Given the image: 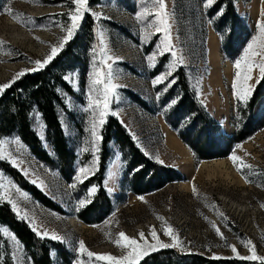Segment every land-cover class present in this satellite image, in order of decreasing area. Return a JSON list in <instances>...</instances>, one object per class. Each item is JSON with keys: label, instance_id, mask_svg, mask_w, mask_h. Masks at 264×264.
Instances as JSON below:
<instances>
[{"label": "rangeland", "instance_id": "obj_1", "mask_svg": "<svg viewBox=\"0 0 264 264\" xmlns=\"http://www.w3.org/2000/svg\"><path fill=\"white\" fill-rule=\"evenodd\" d=\"M217 1L164 0L178 66L168 80L153 86L152 81L173 66L170 53L158 55L155 67H149L146 59L147 55L156 52L163 41V33L151 35L158 23L156 0H98L97 4L89 0L90 12L85 14L73 35V38L80 35V56L86 62V70L82 73L79 68L65 76L73 95H62L65 110L59 116L65 137L76 157L65 168L67 179L57 171L52 148L45 139L44 127L37 120L34 127L43 148L52 158L51 165L38 161L18 139H0V153L6 157L0 160V164L5 162L18 171L60 210L48 209L35 200L0 165V194H6L17 208L14 210L8 199L0 200V204H7L32 230L36 227L49 233L48 237L42 238L33 230L39 238L56 244V248L50 250L53 264H77V261L80 264H107L106 261H97L95 257L89 260L85 254H78L79 242L83 241L93 253L119 258L127 252L115 243L120 232L138 242H141L139 233L143 232L149 243H155L150 235L154 229L162 243L171 244V237L164 235L163 231L168 226L180 241L176 247L169 248L180 254L237 258L228 247L234 246L239 256H249L251 252L247 242L251 241L256 254L264 257V128L257 129L247 140L234 144L225 158L202 160L194 156L158 112L160 104L166 106L167 110L173 105L172 101L178 95L173 88L174 74L181 67L189 88L195 92L207 113L218 121L224 134L229 137L234 135L237 111L244 113L261 79L258 68H253L252 78L247 81L252 89L250 97L246 103L238 102L232 92L236 71L234 63L243 55L251 38L257 35L256 25L262 19L260 13L264 9V0H232L233 9L241 20L237 32L240 33L242 26L248 29V34L240 37L241 46L233 55V60L226 58L221 51L219 37L209 21L219 17V13L212 11ZM6 7H10L13 13L23 15L13 19L4 12ZM74 7L71 0H0V84L11 81L21 70H27L25 74L37 72L32 71L36 67L34 61H43L51 47L57 46L66 35L61 25L70 23L66 14ZM92 12L99 13L101 18L95 19ZM208 13L212 19H209ZM140 14L142 16L138 20ZM88 25L92 27L90 37L84 32ZM97 30L102 34L103 45ZM18 34L26 38L24 45L15 43ZM142 36L147 38L142 39ZM93 46L96 48L98 66L104 56L101 47L108 56L113 57L106 63L111 64L112 82L119 85L109 100V112L115 115L109 114L105 122L108 117H115L139 150L159 165L172 167L179 174V181L168 183L146 195L130 192L124 184L126 165L117 147L109 143L105 151L102 150L105 123L97 129L102 139L96 143L98 151L93 155L92 137L88 131L93 114L84 111L90 91ZM179 60L183 62L179 63ZM172 80L174 83L165 91L168 81ZM98 87L102 91V86ZM96 94L93 92V95ZM252 116L256 121H263L264 96L257 102ZM85 148L88 151H83ZM233 154L252 168L237 171V166L229 159ZM106 156L103 188L111 208L101 221L88 225L76 217L75 211L82 207L80 200H85L87 204L95 195L96 192L88 196L87 192L89 187L95 185L85 184L90 178H96L100 161ZM11 160H16L17 165L14 166ZM215 161H224L229 177L223 170L211 177L208 170L201 171V163ZM88 166L92 168L88 179L71 188L70 184L76 183L74 177L79 168ZM22 169H26L27 174ZM34 180L37 183H33ZM97 218L95 215L91 217L92 220ZM212 225L219 228L223 239L216 234ZM52 234L63 240L52 239ZM0 237L2 252L8 251L11 264H34L21 242L7 227L0 226ZM162 249L165 248L158 247L155 251Z\"/></svg>", "mask_w": 264, "mask_h": 264}, {"label": "trees", "instance_id": "obj_2", "mask_svg": "<svg viewBox=\"0 0 264 264\" xmlns=\"http://www.w3.org/2000/svg\"><path fill=\"white\" fill-rule=\"evenodd\" d=\"M91 2L97 4L98 0ZM212 11L219 13L217 20L209 21L219 37L221 51L226 58L233 60V55L241 46L240 37L244 33L247 35L248 29L242 26L240 33L237 32V25L241 20L233 9L232 0H218L213 5ZM208 17L212 19L209 13ZM91 30L92 27L85 26V35L90 37ZM78 35H75L46 67L20 77L0 95V139L10 137L18 139L38 161L51 165L52 158L43 148L34 127L37 120L44 127L45 139L52 148L54 161L57 163L56 169L64 179H67L65 168L76 159L59 118L60 112L65 110L62 95H73V90L65 80V76L79 68L82 73L86 70V62L80 56L82 46ZM174 77L173 88L178 91L174 99L175 103L168 110L166 106L160 104L158 112L196 158L202 160L225 158L234 144L247 140L257 129L264 128V119L260 122L252 116L254 107L264 96V77H261L255 86L244 113L237 111L236 129L232 137L224 134L218 121L207 113L195 92L189 88L181 67L177 68ZM102 133V150L105 151L107 145L113 143L122 156L126 165L124 184L130 192L146 195L152 190L163 188L168 183L179 181L180 176L172 167L159 165L146 157L115 117L107 118ZM107 159V156L102 157L96 178H90L85 184L86 186L90 183L97 187L95 195L89 203L75 211L76 217L88 225L101 221L111 208V202L103 188ZM0 165L1 169L35 200L48 209L60 211L18 171L5 162ZM92 215L99 218L92 220ZM0 226L7 227L17 237L34 264H53L50 250L52 247L56 248V244L51 240L39 238L7 204H0ZM0 264H11L8 251L3 254L1 246ZM138 264H262V262L238 258H206L196 254H180L173 249L165 248L149 253Z\"/></svg>", "mask_w": 264, "mask_h": 264}, {"label": "snow or ice", "instance_id": "obj_3", "mask_svg": "<svg viewBox=\"0 0 264 264\" xmlns=\"http://www.w3.org/2000/svg\"><path fill=\"white\" fill-rule=\"evenodd\" d=\"M211 0H209V3ZM71 4L75 5L73 10H70L66 15L69 18L70 23L65 25H61V28L63 31H66V35L63 36V38L59 41V44L57 46H52L51 51L46 57L41 60L34 61V64L36 67L32 69V71H38L43 69L46 65H48L59 53L60 50H62L65 47V44L70 41L73 38L74 33L80 26V21L84 18L86 13L90 12L89 8V0H71ZM157 4V11L155 13V16L157 17L158 23L155 25V31L151 33V35H156L157 33H163V41L160 46H158L156 52H153L151 55H147L146 59L148 61L149 67H155V60L157 59L158 55L162 56L165 53H170L173 58V66L168 68L166 72L158 75L153 81V86H156L158 84H163L168 78L172 75L173 71L175 70V67L178 66L177 60V53L174 50V46L172 44L171 34H170V25L167 22V13L165 12V2L164 0H156ZM4 12L10 16H12L13 19H19L20 16L23 14L20 13H13V10L10 7L4 8ZM92 16L95 19H100L101 16L99 13L92 12ZM261 20L257 21V35H254L251 38V41L247 44V47L243 51V55L237 59L234 63V79L232 82V92L234 98L238 102L246 103L248 98L251 94V86L247 85V81L250 80L251 73L253 71V68H258L260 76L264 77V9L261 10ZM142 14L137 16V19L139 20L141 18ZM98 35L101 36L100 43L103 45L104 41L102 39V34L99 33ZM147 37L142 36V39H146ZM2 43V42H0ZM101 52L104 53L103 58L99 61V66L97 65L96 60V48L93 46V62H92V71L89 73V80H90V91L88 95V105L84 109V111H91L93 114V118L91 121V127L88 129V131L91 134L92 137V144H93V155L95 156V153L98 151V148L96 147V143L102 139V137L98 134L97 129L101 127L105 123V118L109 115H115V113L109 112V100L111 95L115 92V89L119 87V85L112 82V72H111V64L106 63L107 60H112L113 57L108 56L105 49L101 47ZM256 57H259V59H256ZM182 60H179V63H182ZM107 69V71H105ZM27 70H21L18 73H16L12 80L0 84V94L4 92L5 89H8L12 83L15 82L16 79L19 77H22L25 75V72ZM174 83V80L168 81V84L165 88V91L167 90V87H170L171 84ZM98 86H102V91ZM93 92L97 93L96 95H93ZM159 95V94H158ZM172 103H175V101H172ZM239 147V145H237ZM83 151H88L87 148L83 149ZM6 157L0 153V160L5 159ZM229 159L233 162L234 166H237V171H242L243 169H251L252 166L249 164L244 163L238 156L235 154L231 155ZM14 166L17 165L16 160L10 161ZM95 163V161H94ZM22 171L27 174L26 169H22ZM92 172L91 166L88 167H80L77 171L74 180L76 183L70 184L71 188H75L77 186V183H83L85 180L88 179L89 174ZM247 181V177H245ZM33 183H37V181H33ZM43 187V185H40ZM13 187H15L13 185ZM96 187L92 186L87 189L88 196H92L96 192ZM19 191V189H17ZM193 193L196 194V189L193 187ZM21 195H24L21 193ZM8 199V202L12 204V207L14 210H16L17 206L16 204L12 203V201L7 197L6 194H0V200ZM141 200H143V197H140ZM86 203L85 200H80L79 204L83 206ZM264 207V205H262ZM19 215V213H18ZM23 218V217H22ZM158 219H163L162 217H157ZM32 223V222H30ZM212 227L215 229L216 234L223 239L222 233L220 232L219 228H216L215 225H212ZM33 230L37 232L38 235L43 237H48L49 233L47 231H41L39 228L34 227ZM164 235L170 236L173 243L166 244L162 243L157 235L155 230L153 229L150 232V235L152 236V239L155 241V243H149L144 236L143 232L139 233L140 241L138 242L135 238L128 237L125 233L120 232L118 234V239L115 241L118 247H121L123 249H126L127 252L125 255H122L121 257L117 258L115 256H112L110 254H96L91 251H89L86 247L83 241L79 242V247L77 249L78 254H85L89 260L91 258L95 257L97 261H106L107 264H138V262L146 255H148L149 251H155L157 248H169V247H176L178 244H180V241L178 240V237L173 232V229L168 226L163 229ZM51 238L54 240H63L62 237H59L55 234L51 235ZM13 239L15 237L13 236ZM247 246L249 247V251L251 252V255L249 256H239L237 253V250L234 246H228L231 247V250L234 254H236L237 258L242 260H252V261H261L262 264H264V257H260L256 254L254 246L251 245V241L247 242ZM213 259H221L219 256H213ZM77 264H80L79 261H77Z\"/></svg>", "mask_w": 264, "mask_h": 264}, {"label": "bare ground", "instance_id": "obj_4", "mask_svg": "<svg viewBox=\"0 0 264 264\" xmlns=\"http://www.w3.org/2000/svg\"><path fill=\"white\" fill-rule=\"evenodd\" d=\"M14 41H15V43H19L20 45H24V41H26V38H24V35L18 34V35H16ZM200 166H201V171H202V169L208 170L209 177L217 175V171H220V170H223L226 173V176L229 177V173H227L228 171L226 169L224 161L201 163Z\"/></svg>", "mask_w": 264, "mask_h": 264}]
</instances>
